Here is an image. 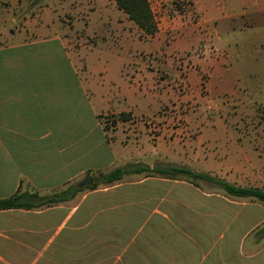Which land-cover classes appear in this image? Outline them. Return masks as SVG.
<instances>
[{"label": "rangeland", "instance_id": "rangeland-1", "mask_svg": "<svg viewBox=\"0 0 264 264\" xmlns=\"http://www.w3.org/2000/svg\"><path fill=\"white\" fill-rule=\"evenodd\" d=\"M149 3L157 25L153 36L112 0H0V7L16 16L10 29L42 28L37 38L46 41L27 53L26 75L48 68L51 74L54 63H74L77 75L69 69L61 75L66 86L76 95L80 85L89 91V100H83L89 106L80 105V126L69 139L82 137L90 153L83 162L93 169L63 188L119 166L157 163L261 188L242 172L264 178V42L259 39L264 19L252 18L246 30L218 42L210 26L200 24L193 0ZM120 113L130 114L121 121ZM144 178L191 184L150 173L121 180Z\"/></svg>", "mask_w": 264, "mask_h": 264}, {"label": "crops", "instance_id": "crops-1", "mask_svg": "<svg viewBox=\"0 0 264 264\" xmlns=\"http://www.w3.org/2000/svg\"><path fill=\"white\" fill-rule=\"evenodd\" d=\"M193 6L218 42L246 30L252 18L264 19V0H193ZM15 19L0 7V199L61 191L93 169L83 162L90 153L82 137L69 139L89 91L80 85L76 95L66 86L61 75L68 69L77 75L74 63L27 76L30 50L46 40L37 38L42 28L10 29ZM242 177L264 184L248 172ZM199 186L215 189L119 180L81 191L75 202L1 210L0 264H264V204Z\"/></svg>", "mask_w": 264, "mask_h": 264}, {"label": "trees", "instance_id": "trees-1", "mask_svg": "<svg viewBox=\"0 0 264 264\" xmlns=\"http://www.w3.org/2000/svg\"><path fill=\"white\" fill-rule=\"evenodd\" d=\"M118 10L123 12L139 30L147 36H153L157 31L156 21L149 0H112ZM130 113H120L118 120L126 121ZM150 173L168 178H185L191 184L202 183L208 187L223 191L233 198H249L264 204V184L261 188L240 187L228 183L223 179L206 173L196 172L186 166L157 163L153 167L139 164L119 166L108 173H99L91 177L92 184L87 189H96L99 185H110L130 174ZM82 188L69 186L64 190L40 195L36 192L16 193L10 197L0 199V211L10 209L32 210L51 207L70 200Z\"/></svg>", "mask_w": 264, "mask_h": 264}, {"label": "water", "instance_id": "water-1", "mask_svg": "<svg viewBox=\"0 0 264 264\" xmlns=\"http://www.w3.org/2000/svg\"><path fill=\"white\" fill-rule=\"evenodd\" d=\"M92 184V178L90 176L83 179L81 182L78 183L79 187H86Z\"/></svg>", "mask_w": 264, "mask_h": 264}]
</instances>
